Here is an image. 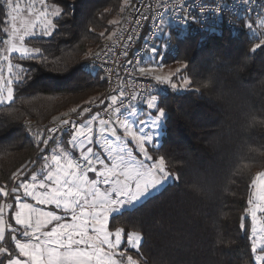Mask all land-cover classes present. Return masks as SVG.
<instances>
[{
  "label": "trees",
  "instance_id": "trees-1",
  "mask_svg": "<svg viewBox=\"0 0 264 264\" xmlns=\"http://www.w3.org/2000/svg\"><path fill=\"white\" fill-rule=\"evenodd\" d=\"M131 1L59 0L69 13L59 21L61 34L34 40L30 46L44 50L46 59L28 62L32 74L27 84L14 83V106H0V187L17 183L10 177L26 165L39 167L48 148H37L35 133L44 134L53 116L105 92L103 77L85 65L112 30L110 21ZM249 22L241 17L235 31L220 26L187 37L171 31L162 41V62L186 64L176 79L192 81L187 90L165 91L159 101L167 120L154 155H163L178 179L109 220L110 230L114 223L125 233H140V254H130L141 264H255L246 212L255 174L264 170V54L250 51L255 41L250 43ZM209 78L210 87H203ZM251 116L257 122L248 127ZM8 202L10 197L0 199V205Z\"/></svg>",
  "mask_w": 264,
  "mask_h": 264
},
{
  "label": "snow or ice",
  "instance_id": "snow-or-ice-1",
  "mask_svg": "<svg viewBox=\"0 0 264 264\" xmlns=\"http://www.w3.org/2000/svg\"><path fill=\"white\" fill-rule=\"evenodd\" d=\"M125 3H130V0H125ZM225 3L226 0H214L211 10L221 15ZM0 4L6 11V20L0 21L3 25L0 31L7 37L0 39V43L6 45L0 50V82L8 85L15 82L19 87L27 84L32 74L28 62L46 59L44 50L30 45L34 40L52 37L54 32L61 34L57 32L59 21L69 13L59 0L56 3L24 0L23 7L13 0H0ZM246 4L250 13L248 19L252 22L245 26L252 32L250 43L255 41L250 51L264 54V4L254 5L252 0H246ZM165 6L167 4L161 5ZM186 9L190 16L191 6L187 0H176L171 5V10L176 12L183 13ZM199 10L201 13L206 11L204 6ZM140 18L141 14L137 13L134 20L137 26ZM142 18L150 19L146 14ZM180 19L187 22L185 17ZM257 20L260 21L258 26ZM110 23L117 25L119 21ZM257 27L260 30L253 31ZM135 38L134 35L125 38L129 42L124 45L125 56ZM159 51L155 44L151 47L153 59H159ZM14 60L25 63H13ZM5 64L9 73L7 81L3 77ZM183 67L187 68V65ZM175 71L180 73L182 69ZM154 72L155 69L150 67L138 68L140 75H151L157 84L178 89V85L172 82L173 73L159 76L153 75ZM181 80L185 86L192 84L191 79L183 75ZM211 83L209 78L202 86L207 88ZM13 96L12 87L5 92L0 86V106H14ZM141 96V102L146 105L147 119L138 117L137 104L134 103ZM109 102L113 107L104 105L107 108L104 117L93 113L84 118V113L92 111L89 102L87 108L72 109L81 121L79 124L63 119L58 122L60 127L46 129L47 135L35 133L37 148H48L38 158L39 167L26 165L10 177V183H17H11L7 190L0 187V199L11 198V202L0 205V264H141L124 250L128 248L140 254V233H125L123 228H115L114 223L110 230L109 220L110 216L114 221L125 210L134 209L137 203L147 199L153 191L158 192L169 180L178 179L169 171L166 158L154 155L162 147V144L156 145L155 136L163 134L167 114L158 101V94L121 89L110 96ZM122 109H127L123 116ZM130 117L138 118L132 121ZM256 122L255 116L249 117L248 127ZM62 132L67 133L66 140L57 139L56 134ZM149 145L152 146L151 151ZM22 175L27 180L21 179ZM252 183L258 191L255 201L248 200L253 237L251 253L255 254L256 264H264V218H258V213L264 214V173ZM23 198H30L34 204ZM41 205L48 206V210L39 207ZM5 208L14 213V223L19 228L6 220ZM257 241L260 242L259 247Z\"/></svg>",
  "mask_w": 264,
  "mask_h": 264
},
{
  "label": "built area",
  "instance_id": "built-area-1",
  "mask_svg": "<svg viewBox=\"0 0 264 264\" xmlns=\"http://www.w3.org/2000/svg\"><path fill=\"white\" fill-rule=\"evenodd\" d=\"M175 2L176 0L131 1L129 8L125 12V19L121 27L115 32L116 35L106 41L85 65L87 66L85 67L87 71L93 74H100L103 77L106 89L104 93L95 96L91 100L92 111L84 113V118L93 115V113H99L101 117H104L107 111L104 105L107 104L109 108L113 107L109 102V98L111 95L117 94L121 89L125 92L135 90L138 93L158 94L159 97L164 95L165 90L152 78L140 75L138 68L149 65L151 47L155 44L160 49L162 41L168 39L171 31L181 32L182 37H187L193 30L205 33L220 26H225L227 29L235 31L241 17H249L250 15L246 0H226L221 15H217L211 10L214 0H187L191 6L190 16L187 9L183 13L171 10V5ZM252 3L254 5L264 4V0H252ZM162 4H167V6L161 7ZM137 5H139L138 8ZM201 6L206 9L204 13L199 10ZM137 13L141 14L138 26L134 23ZM145 14L150 19H143L142 16ZM180 17H185L187 22H182ZM129 35H134L136 38L130 42L128 55L125 56L123 54L124 45L129 43L125 38ZM163 58L164 56L160 55L159 59L157 61L154 60V62L159 65L162 63ZM142 99L143 97L141 96L134 103L141 104ZM89 106V103H87L83 107H76V109L79 111ZM125 111L127 109H122L121 114ZM63 119L76 121L77 124L81 122L76 118V113H73L72 109L63 111L48 121L45 125L44 135H47L46 129L52 126L60 127L58 122ZM64 127L66 128L67 126Z\"/></svg>",
  "mask_w": 264,
  "mask_h": 264
},
{
  "label": "rangeland",
  "instance_id": "rangeland-1",
  "mask_svg": "<svg viewBox=\"0 0 264 264\" xmlns=\"http://www.w3.org/2000/svg\"><path fill=\"white\" fill-rule=\"evenodd\" d=\"M13 2L14 3H17V2H19L20 4H21V6L23 7L24 6V0H13ZM49 2V1H48ZM126 8L124 7V10L121 12V13H119L118 15H116L112 20H118L119 21V24H117V25H114L113 26V28H112V30L106 35V38H105V41H104V43L106 42V41H108L110 38H112V33L113 32H116L120 27H121V25H122V23H123V21H124V17H125V12H126ZM259 24V23H258ZM9 27H10V25H9ZM103 43V44H104ZM5 47H6V45H5ZM160 49H162L161 50V55L162 56H164L165 55V52H166V50H165V47L164 46H162ZM98 51V48L96 47H94V48H92V50H91V52H97ZM159 53V52H158ZM12 55H16V54H12ZM154 60H156L157 61V59H153L152 58V56H151V58H150V63H149V65L147 66V67H150V68H153V69H155V72L153 73V75H159V76H167L169 73H173V76H172V82L173 83H176L177 85H178V89H171L170 88V86L169 85H165V84H159L160 86H161V88L163 89V90H165V91H167V90H171V91H184V90H187L189 87L188 86H185L183 83H182V80H177L176 79V75H178V73L175 71L176 69H183V64H180V63H175V64H170V65H167L166 63H164V62H162V63H160L159 65H158V63H155L154 62ZM13 63H15V62H13ZM3 77H4V80L5 81H7V80H9V73H8V71H7V67H6V64L4 65V71H3ZM146 77H148V78H152V76L151 75H149V76H146ZM155 81V80H154ZM14 83L15 82H13L12 84H10V85H8V84H3V82H0V86H2L3 88H4V91L6 92L7 91V88L8 87H12L13 88V85H14ZM13 99H14V96H13ZM158 101H160V97L158 96ZM91 102V101H90ZM89 103V102H88ZM137 104V103H136ZM137 109H138V117L139 118H144V119H147V116L145 115V113H146V105L145 104H143V103H141V104H137ZM126 112V111H125ZM125 112H123L122 114H121V116H123L124 115V113ZM138 117H130L129 119L130 120H132V121H135ZM136 127H139V125H136ZM163 135V134H162ZM162 135H156L155 136V143H156V145L157 146H160L161 145V138H162ZM149 147V149L151 150V147L152 146H148ZM261 173H264V170H262V171H257L256 172V174H255V178L258 176V175H260ZM171 174L173 175V176H175V174H173L172 172H171ZM254 178V179H255ZM177 182V180H169L167 183H165L161 188H160V190L158 191V192H160L164 187H166V186H168V185H170V184H172V183H176ZM102 187V186H101ZM257 191H258V189L256 188V187H254L253 186V184H252V186H251V193H250V196H249V199H252V200H256V193H257ZM157 191H153L152 192V194L149 196V197H151V196H153V195H155V194H157L158 193ZM148 197V198H149ZM147 198V199H148ZM147 199H145V200H147ZM145 200H142V201H140L139 203H137L136 205H135V207H137L138 205H140L141 203H143ZM249 208H250V205H248V209H247V212H246V217L247 218H249V220H250V224L252 225V220H251V215H250V213H249ZM128 210H131V209H128ZM258 218H264V214H260V213H258ZM251 241H252V243H253V237H252V233H251ZM141 242H142V238H141ZM259 241H257V247H259ZM141 244V243H140ZM121 247H124L123 246V244L121 245ZM125 250V252L127 253V254H130V250L128 249V248H125L124 249ZM133 251V250H132ZM131 255V254H130ZM254 255L255 254H252V258H253V261L255 262V260H254ZM255 264H256V262H255Z\"/></svg>",
  "mask_w": 264,
  "mask_h": 264
},
{
  "label": "crops",
  "instance_id": "crops-1",
  "mask_svg": "<svg viewBox=\"0 0 264 264\" xmlns=\"http://www.w3.org/2000/svg\"><path fill=\"white\" fill-rule=\"evenodd\" d=\"M66 134L67 133H61V134L56 135V137H57V139L66 140L67 139ZM92 175L93 174H90V176H92ZM102 188H103V186H102ZM21 192H23V189H21ZM23 199L26 200V202H31L34 204V201H31L30 198H23ZM39 207L44 208V210H48V206H46V205H41ZM4 215H5L6 220H8L14 227L19 228V226L15 225V223H14V219H13L14 213L10 209L5 208ZM110 218H111V216H110ZM49 227H51V225H49ZM6 236H7V232H6Z\"/></svg>",
  "mask_w": 264,
  "mask_h": 264
}]
</instances>
